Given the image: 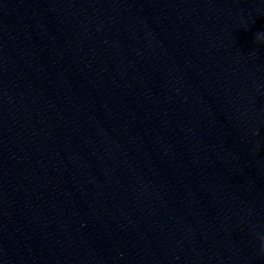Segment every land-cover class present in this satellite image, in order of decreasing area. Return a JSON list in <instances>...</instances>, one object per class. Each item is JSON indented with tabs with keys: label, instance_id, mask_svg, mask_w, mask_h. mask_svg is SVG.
<instances>
[{
	"label": "clouds",
	"instance_id": "9594fccd",
	"mask_svg": "<svg viewBox=\"0 0 264 264\" xmlns=\"http://www.w3.org/2000/svg\"><path fill=\"white\" fill-rule=\"evenodd\" d=\"M257 38L259 39L260 37L258 36Z\"/></svg>",
	"mask_w": 264,
	"mask_h": 264
}]
</instances>
